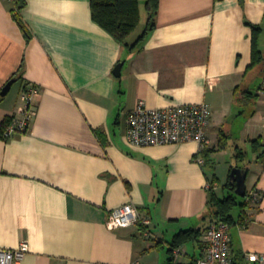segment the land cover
<instances>
[{
	"label": "crops",
	"instance_id": "obj_1",
	"mask_svg": "<svg viewBox=\"0 0 264 264\" xmlns=\"http://www.w3.org/2000/svg\"><path fill=\"white\" fill-rule=\"evenodd\" d=\"M15 7L0 0V92L17 78L0 96V122L17 112L26 84L40 95L29 129L0 136V248L28 242L18 264H164L179 231L201 228L199 240L174 252L178 264H196L215 220L210 189L230 193L216 160L238 163L246 145H264L263 82L254 88L264 62L249 69L253 25L262 27L264 53V0H160L142 49L97 24L90 0H24L21 23ZM141 100L207 103L211 162L197 141L129 144L128 114ZM253 164L236 166L248 169L247 193L264 194V154ZM129 202L150 217V236L139 224L108 227L111 211ZM232 214L233 264H264L247 258L264 255V195Z\"/></svg>",
	"mask_w": 264,
	"mask_h": 264
},
{
	"label": "built area",
	"instance_id": "obj_2",
	"mask_svg": "<svg viewBox=\"0 0 264 264\" xmlns=\"http://www.w3.org/2000/svg\"><path fill=\"white\" fill-rule=\"evenodd\" d=\"M39 95L40 89L36 85L26 84L23 87L18 110L4 130L0 122V136L7 138L13 133H24L29 129L38 113ZM210 118V106L205 102L151 108L141 100L128 114L126 140L135 146L197 141L200 152H203L210 144L207 135ZM198 160L204 163L202 157H198ZM263 195L256 188L247 193L246 198L251 204H258ZM150 222L149 216H143L139 208L129 202L111 211L107 225L110 229H116L139 224L145 228L144 234L150 236ZM203 242V256L197 259L196 264H233L230 224L227 221H212L204 231ZM28 251V242L14 249L0 248V264H18ZM247 258L250 262H264V255L256 252L248 253Z\"/></svg>",
	"mask_w": 264,
	"mask_h": 264
},
{
	"label": "trees",
	"instance_id": "obj_3",
	"mask_svg": "<svg viewBox=\"0 0 264 264\" xmlns=\"http://www.w3.org/2000/svg\"><path fill=\"white\" fill-rule=\"evenodd\" d=\"M16 7L14 14L21 23L19 12L23 8L24 0H14ZM91 12L93 20L109 32L115 39L122 43L125 47L133 49L140 46V49L144 48V42L149 36L150 32L156 26V18L159 12L160 0H144V5L147 10V22L143 32L138 36L134 43H130L129 39L131 35L137 30L141 21V0H90ZM262 27L259 25H253L252 34V62L249 69H253L264 62V53L260 49L259 40ZM244 96L250 100V96L253 95L257 98V94L248 90L243 92ZM11 117H6L1 122V128L9 124ZM257 141V140H255ZM240 155H244L243 150L239 151ZM203 157L205 161L211 162L210 150L206 148L203 151ZM242 158V156H241ZM233 168V167H232ZM230 193L224 198L217 197L215 191L211 190V199L208 202L209 209L215 220H224L231 224L234 221L232 214L235 207L240 206L242 209L250 205L246 196L241 197L235 192V185H232L230 181L226 184ZM203 230L201 228H190L179 231L170 243L168 250L169 257L164 264H178L175 260V250L181 248L184 244L199 240Z\"/></svg>",
	"mask_w": 264,
	"mask_h": 264
},
{
	"label": "rangeland",
	"instance_id": "obj_4",
	"mask_svg": "<svg viewBox=\"0 0 264 264\" xmlns=\"http://www.w3.org/2000/svg\"><path fill=\"white\" fill-rule=\"evenodd\" d=\"M141 9H142V14H141V21H140V25L138 26L137 30L133 33L132 36H137L139 35L143 29L145 28L146 22H147V10L145 8L144 5V0H141ZM262 40H264V36L262 37ZM262 48H264V45H262ZM264 81V78H260L258 80H256V82L254 83V85L256 84V86H254V88L256 89L257 87H259L262 82ZM259 85V86H258ZM245 150V158L241 161H239L238 163L236 162H232L229 160V158H225L224 156L219 157V161L216 160V166H218V174L221 177V180H219L221 182V189H226V184L228 183V175L231 171L230 167L231 165H234L233 167H235L237 164L241 165V166H245V165H249L250 169L253 170L254 169V164L256 162V158H261L263 157L264 154V145H260L258 146V149H256L255 147H253V145L250 143L248 145H246ZM208 168H210V166H207ZM211 169V168H210ZM252 173V171H251ZM239 210V208H236L235 211ZM189 246V245H188Z\"/></svg>",
	"mask_w": 264,
	"mask_h": 264
},
{
	"label": "water",
	"instance_id": "obj_5",
	"mask_svg": "<svg viewBox=\"0 0 264 264\" xmlns=\"http://www.w3.org/2000/svg\"><path fill=\"white\" fill-rule=\"evenodd\" d=\"M123 63L120 62L116 68H115V74L117 76H120L121 74V68H122ZM17 80V78H12L1 90L0 96H6L8 92L10 91L13 83ZM247 173L248 169L244 167H238L235 166L232 168L230 172V183L232 185H235V192L241 196L245 197L247 194V184H246V179H247Z\"/></svg>",
	"mask_w": 264,
	"mask_h": 264
}]
</instances>
